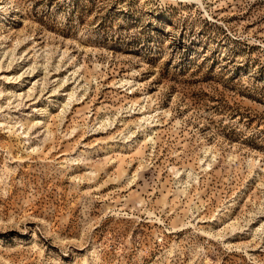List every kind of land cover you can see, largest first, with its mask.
I'll list each match as a JSON object with an SVG mask.
<instances>
[{"label": "rangeland", "instance_id": "obj_1", "mask_svg": "<svg viewBox=\"0 0 264 264\" xmlns=\"http://www.w3.org/2000/svg\"><path fill=\"white\" fill-rule=\"evenodd\" d=\"M0 264H264V0H0Z\"/></svg>", "mask_w": 264, "mask_h": 264}]
</instances>
